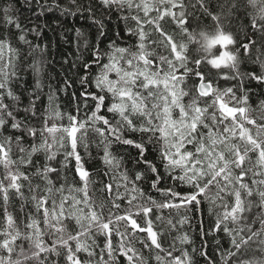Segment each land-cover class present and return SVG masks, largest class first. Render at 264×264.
<instances>
[{"label": "snow or ice", "instance_id": "1", "mask_svg": "<svg viewBox=\"0 0 264 264\" xmlns=\"http://www.w3.org/2000/svg\"><path fill=\"white\" fill-rule=\"evenodd\" d=\"M72 5L96 35L54 91L0 0V264H264V0Z\"/></svg>", "mask_w": 264, "mask_h": 264}, {"label": "trees", "instance_id": "2", "mask_svg": "<svg viewBox=\"0 0 264 264\" xmlns=\"http://www.w3.org/2000/svg\"><path fill=\"white\" fill-rule=\"evenodd\" d=\"M61 4V9L67 7L74 14L65 15L62 13L61 9H53L45 13L44 15H39L40 13V5L35 3L31 4L29 7L25 4V0H17V7L19 9V15L21 16L23 22L25 24H47L48 27H45L43 30V37L39 39L37 42L49 45V61L50 66L46 68L47 77L44 78V84H51L52 89L55 91L57 87H63V81L66 77H71V79H75V76L72 75L76 70L73 69L72 72H68V64H64L63 61L65 59L70 62L74 59L71 53L75 52V29H81L85 35L89 37V39H94L96 35V27L92 25L91 20L85 19L83 15L76 13L75 7L72 5V0H59ZM86 3L87 0H84ZM85 15H87L85 13ZM39 16V19L37 17ZM123 25L121 24L119 27L117 26V21L113 18L110 21H106V30L108 34L112 36L116 31H120ZM67 37L72 41V43H65L64 38ZM32 38L31 36L29 37ZM249 68L251 65L248 66ZM29 83H31V73L28 74ZM80 85L78 82L73 84V86L68 90V93L60 92L59 103L62 105L65 104L69 98L71 92L78 91ZM47 91V88H45ZM264 98L261 96V90L258 88H253L251 94V103L255 106L259 103V100ZM123 154H131L134 155L135 152L132 149L121 150ZM131 167V164H129ZM147 188V185H145ZM205 224L208 223L207 213L205 211L204 215ZM193 238L196 241V246H199V238L195 235ZM227 238L225 237L224 243L226 244ZM211 251V250H210ZM199 259V257H197ZM201 264L203 262L201 261Z\"/></svg>", "mask_w": 264, "mask_h": 264}]
</instances>
